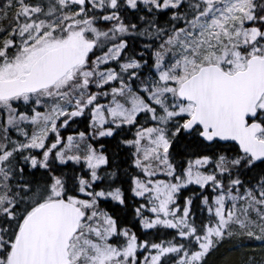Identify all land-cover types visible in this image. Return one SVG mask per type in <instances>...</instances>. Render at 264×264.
Returning <instances> with one entry per match:
<instances>
[{"label": "snow or ice", "instance_id": "snow-or-ice-1", "mask_svg": "<svg viewBox=\"0 0 264 264\" xmlns=\"http://www.w3.org/2000/svg\"><path fill=\"white\" fill-rule=\"evenodd\" d=\"M0 264H264V0H0Z\"/></svg>", "mask_w": 264, "mask_h": 264}]
</instances>
